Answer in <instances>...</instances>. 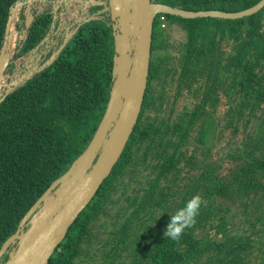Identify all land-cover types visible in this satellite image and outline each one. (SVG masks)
<instances>
[{
	"label": "rangeland",
	"instance_id": "374dc122",
	"mask_svg": "<svg viewBox=\"0 0 264 264\" xmlns=\"http://www.w3.org/2000/svg\"><path fill=\"white\" fill-rule=\"evenodd\" d=\"M40 7H45L44 0H25L22 7L16 8L10 33L14 34L15 45L4 72L3 92L36 74L71 42L60 44L69 36L64 35L65 25H61L63 28L52 40L54 51L43 40L45 36L52 38L48 37L49 30L40 40L45 46L41 51L38 47L25 49L27 16L45 15L39 13ZM101 18L88 23L111 25L110 17ZM166 23L162 27L161 20L157 21L151 54L153 69L124 154L132 158L119 163L101 198L92 201L84 236L70 264H158L167 240L163 229L169 217L182 207V200L192 197L197 180L201 185L197 194L207 203L208 187L204 184L211 177L231 176L238 165L254 163L246 154L244 143L259 132L264 118V8L236 31L224 20L210 22L207 29H214L210 32L181 19L168 18ZM193 29L197 32L194 38ZM74 30L77 28L71 27L69 38ZM257 44L260 45L256 47ZM252 46L244 70L237 74L244 83L235 81L237 70L231 60L238 57L241 49ZM20 50L25 52L16 57ZM251 87L256 92L250 93ZM159 147L164 151L161 158L155 151ZM260 152L264 153V149H258L255 156L263 162L254 165L256 176L264 181ZM169 158L174 164L163 173V163ZM152 186L167 193V208L144 202ZM258 193H214L210 217L213 226L207 223L205 228L199 227L195 236H216V225L224 219L232 234L249 238L251 246L244 255L250 264H264V192ZM187 261L218 264L216 258L209 257H190Z\"/></svg>",
	"mask_w": 264,
	"mask_h": 264
},
{
	"label": "trees",
	"instance_id": "16d2710c",
	"mask_svg": "<svg viewBox=\"0 0 264 264\" xmlns=\"http://www.w3.org/2000/svg\"><path fill=\"white\" fill-rule=\"evenodd\" d=\"M17 1L0 0V51L4 44L11 7ZM156 1L196 11L203 9L238 11L251 7L260 0H231L228 4L223 0H190L191 3L189 0ZM255 14L239 19L213 17L187 19L167 14V19L192 22L193 25L198 24L209 32L214 31L213 28L207 29L210 22L224 20L230 22L232 29L236 31L239 25L253 21ZM157 21L156 18L152 49L155 45ZM49 24L50 15L35 17L24 40L25 49L39 47ZM251 24L255 26L253 22ZM194 30L192 38L197 33ZM259 45L257 44L256 47ZM252 48L253 46L241 49L238 57L231 60V64L237 70L235 81L244 83V79L238 80L237 74L244 70L247 56ZM24 52L20 50L15 56L23 55ZM113 55L112 27L102 22H87L79 28L71 42L51 64L15 90L4 93L0 101V248L5 240L16 232L22 218L32 205L52 182L70 167L92 139L109 100L113 81ZM152 69L153 66L150 65V73ZM248 91L256 92L252 87L248 88ZM132 135L126 148L132 140ZM244 147L246 154L255 164L263 162L255 155L258 149H264V118L259 125V132L254 137L250 136ZM161 148L155 149L160 158L164 155ZM125 150L113 171L122 160L132 158L124 156ZM260 157L264 159V153L260 152ZM254 163L252 166L238 165L233 169L231 176L215 175L204 184L208 187L205 197L209 202L201 206L197 223L185 231L179 242L167 238L158 264H188L190 261L187 260L190 257L195 259L209 257L212 260L216 258L218 264H250L244 255L251 246L249 238L245 235L232 234L224 219L216 225V236H209L207 233L196 237L195 231L199 227L205 228L207 223L211 224L212 204L215 199L213 195L217 191L226 190L228 195L253 190L255 194L264 192V181L256 176ZM163 164V173H165L166 168L172 167L174 162L169 158L165 159ZM260 173L264 176L263 171ZM109 178L102 184L95 195L96 198H101ZM200 186L197 180L192 196L197 194ZM167 196L165 191L158 192L157 188L152 186L146 192L144 202L167 208L165 202ZM92 201L70 227L48 264H70L79 241L84 236L88 215L93 206ZM185 203L186 199L182 200L181 206L183 207ZM262 231L264 232V227ZM261 259L264 261V256Z\"/></svg>",
	"mask_w": 264,
	"mask_h": 264
},
{
	"label": "water",
	"instance_id": "95a60500",
	"mask_svg": "<svg viewBox=\"0 0 264 264\" xmlns=\"http://www.w3.org/2000/svg\"><path fill=\"white\" fill-rule=\"evenodd\" d=\"M24 2L25 0H18L11 7L6 25L5 40L0 51V101L4 93H10L33 76L27 77L13 90L3 92V76L8 65L4 50L15 24L16 8L22 7ZM101 5H105L101 13L108 12L114 22L113 81L106 110L86 149L52 182L24 215L16 232L5 240L0 248V264H48L70 227L111 175L141 113L150 74L154 22L157 16L165 13L187 19H239L262 10L264 0L238 11H196L156 0H108V6L102 2ZM34 19V15L27 16V30ZM91 19L97 18L91 15L76 19L77 31L74 30V33ZM70 33L69 31L68 38L63 40L62 46L75 35L72 33V38H69ZM61 50L38 72L51 64Z\"/></svg>",
	"mask_w": 264,
	"mask_h": 264
},
{
	"label": "clouds",
	"instance_id": "9594fccd",
	"mask_svg": "<svg viewBox=\"0 0 264 264\" xmlns=\"http://www.w3.org/2000/svg\"><path fill=\"white\" fill-rule=\"evenodd\" d=\"M203 203V199L199 194L187 200L183 207L177 209L169 217L163 229V236L174 242H179L185 231L194 227L197 223V217Z\"/></svg>",
	"mask_w": 264,
	"mask_h": 264
},
{
	"label": "flooded vegetation",
	"instance_id": "af4514ba",
	"mask_svg": "<svg viewBox=\"0 0 264 264\" xmlns=\"http://www.w3.org/2000/svg\"><path fill=\"white\" fill-rule=\"evenodd\" d=\"M65 1L66 0H57L56 1V5L61 4V3L63 4ZM98 1H100V2H98ZM97 2L99 3V5H98ZM101 2L106 4V6H108V0H90L89 3L91 4V7H90V9H89V11L87 13L82 14L83 17H90L91 15L94 16L95 18H98V17H100V18L101 17L102 18L110 17L108 12L101 13L102 10L105 7V5H101ZM51 8L47 7L46 10L44 12H42V13L50 15V24H49L50 27L48 29L49 30L48 31V33H49L48 37L52 36V38L51 39H47L46 36H45L43 40L44 41L47 40V44L45 46L46 47L49 46V50L54 51L55 47L52 45V43H53L54 39L56 38V36H58V34H56V33H59L60 32L59 30H61L63 28V27H61V22H62V20L63 21L65 20V10L63 8L59 9V12H58V15H57L58 17L55 18L54 13L52 12L53 8L52 9ZM95 20H97V19H95ZM110 20H111V18H110ZM76 23H77L76 20H74V19L70 20V19L67 18L66 19V25L63 28V31L65 32L64 35L69 33V31L71 30V27L75 28ZM113 24H114V22L111 20V25L110 26L113 27ZM63 40H64V38H63ZM63 40L61 41L60 44H62ZM40 45H41V47H40ZM40 45L38 47L39 48L38 50H40L41 48L45 47L44 43H42V44L40 43Z\"/></svg>",
	"mask_w": 264,
	"mask_h": 264
},
{
	"label": "built area",
	"instance_id": "2783aa9c",
	"mask_svg": "<svg viewBox=\"0 0 264 264\" xmlns=\"http://www.w3.org/2000/svg\"><path fill=\"white\" fill-rule=\"evenodd\" d=\"M56 1L57 0H44V6L45 7H40V11L44 12L46 10L47 7L49 8H53V13L55 18L58 17V12L59 9H64L65 10V20L68 18L70 20L74 19H80L83 18L82 14H85L89 11L91 4L89 3L90 0H66L63 4H58L56 5ZM55 2V3H54ZM51 8V9H52ZM157 19L161 20V26L165 27L166 26V21H167V14L165 13H160L157 16ZM61 22V25H66V21ZM63 27V26H62ZM81 27V26H80Z\"/></svg>",
	"mask_w": 264,
	"mask_h": 264
},
{
	"label": "bare ground",
	"instance_id": "6f19581e",
	"mask_svg": "<svg viewBox=\"0 0 264 264\" xmlns=\"http://www.w3.org/2000/svg\"><path fill=\"white\" fill-rule=\"evenodd\" d=\"M10 33H11V31H10ZM14 45H15V38H14V34H12L7 41L6 49L4 50V56L6 57V59H9L11 57Z\"/></svg>",
	"mask_w": 264,
	"mask_h": 264
}]
</instances>
